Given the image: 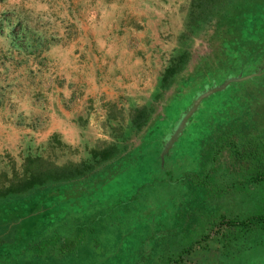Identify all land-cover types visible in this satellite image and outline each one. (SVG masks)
I'll list each match as a JSON object with an SVG mask.
<instances>
[{
	"label": "trees",
	"instance_id": "1",
	"mask_svg": "<svg viewBox=\"0 0 264 264\" xmlns=\"http://www.w3.org/2000/svg\"><path fill=\"white\" fill-rule=\"evenodd\" d=\"M191 1L197 42L153 102L131 108L129 133L77 161L28 159L0 188V239L96 243L133 229L132 264L183 263L211 239L264 240V0ZM236 194L255 210L234 211Z\"/></svg>",
	"mask_w": 264,
	"mask_h": 264
},
{
	"label": "rangeland",
	"instance_id": "2",
	"mask_svg": "<svg viewBox=\"0 0 264 264\" xmlns=\"http://www.w3.org/2000/svg\"><path fill=\"white\" fill-rule=\"evenodd\" d=\"M192 5L191 0H0V188L21 181L34 156L77 161L119 143L129 133L131 108L150 105L164 70L196 44L201 25L195 24ZM233 201L237 212L256 208L244 194ZM255 238L233 237L226 244L211 239L177 264H264V240L249 246ZM97 241L88 235L52 242L4 237L0 264L136 260L133 229L106 231Z\"/></svg>",
	"mask_w": 264,
	"mask_h": 264
}]
</instances>
